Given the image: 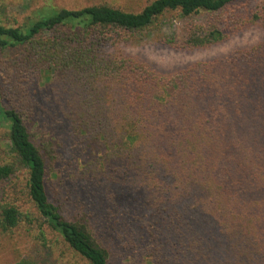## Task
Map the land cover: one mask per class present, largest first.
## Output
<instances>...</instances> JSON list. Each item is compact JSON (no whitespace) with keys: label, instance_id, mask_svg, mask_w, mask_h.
Returning <instances> with one entry per match:
<instances>
[{"label":"trees","instance_id":"obj_1","mask_svg":"<svg viewBox=\"0 0 264 264\" xmlns=\"http://www.w3.org/2000/svg\"><path fill=\"white\" fill-rule=\"evenodd\" d=\"M237 1L150 0L137 11L106 1L46 3L27 23H1L0 50L14 52L0 59V193L10 194L0 203V230L24 222L37 230L36 257L58 245L87 264H111L129 249L148 264H264V42L241 50L237 74L221 83L218 60L162 72L125 50L131 33L154 30L172 12L225 11L232 24L189 21L185 49L220 43L245 24L264 28L263 7L244 17L231 9ZM68 80L81 88L79 102ZM35 82L57 88L63 127L98 134L104 156L90 167L102 174L80 180L111 195L107 217L125 214L124 223L97 224L83 214L86 202L50 183L58 147L46 132L35 141L25 122L35 111ZM18 196L31 210L20 209ZM68 204L80 208L74 220L63 213ZM36 257L15 264H39Z\"/></svg>","mask_w":264,"mask_h":264},{"label":"rangeland","instance_id":"obj_2","mask_svg":"<svg viewBox=\"0 0 264 264\" xmlns=\"http://www.w3.org/2000/svg\"><path fill=\"white\" fill-rule=\"evenodd\" d=\"M110 2L114 5L129 4L133 11L139 10L142 6L150 0H0V24L6 25H22L29 21L37 8L46 3H52L58 7L65 8H80L89 4ZM260 5L259 13L264 16V0H239L231 6L235 13L246 16V11L255 12L256 7ZM227 13L225 11L214 13H200L190 17H181L177 12L167 14L161 22V26L152 31L134 32L130 35V40L125 46V50L138 58L149 62L154 68L162 72H169L184 65L200 62V61H214L218 60L221 67L216 69L215 77L223 80L233 79L237 74L239 63L244 59L241 55V50L248 46L264 42V28L256 25L245 24L243 28L233 32L224 41L213 44L206 48L185 49L181 48L185 37V27L191 20L202 23H214L220 27H227L231 29L228 23ZM229 29V30H230ZM227 30V31H229ZM231 32V31H230ZM171 40V41H169ZM14 50H0V59H6L13 54ZM213 78V80H215ZM211 80L210 82L214 84ZM46 80L41 79L40 82ZM74 86L66 85V90L72 97H75L79 102L81 95V88L70 80L67 81ZM77 87V88H76ZM57 88H45L39 83H33L31 87L30 97L34 102L35 111L25 118L26 125L29 132L32 134L35 141H43L42 132H46V137L56 143L60 157L55 163V173L50 174V183L62 191V194H67L72 200V195L86 203L81 207L84 213H91L94 222L100 223L102 226L109 225L111 221L122 220L123 223L126 217L120 216L109 219L107 215L110 212L111 195L107 197L100 194L97 190V183L80 180L82 176L88 174L91 180H94L95 174H102L101 171L94 173L90 164L98 165L104 152H98L95 148L96 143H101L98 139V134L83 135L79 129H75L74 133L68 126L64 127L60 124L57 109V102L62 100V97L57 93ZM3 131L0 130V147L4 144ZM0 152V160L2 159ZM102 176H107L103 174ZM87 177L86 179H88ZM100 187L106 189L109 181L99 177ZM24 182V179H23ZM95 184V185H94ZM93 192L95 193L94 196ZM110 193V192H109ZM9 191L7 194L0 193V203L9 198ZM16 204L22 211L30 209L29 201L25 196H18ZM31 210V209H30ZM80 208H76L74 204H68L64 210V214L74 220L76 212ZM124 211V208H122ZM264 211V209H263ZM111 213H116L111 210ZM87 214V215H88ZM28 225L22 222L12 232H2L0 230V264H15L22 256L32 254L36 257L35 250L39 249V244L36 240L37 230L27 229ZM117 242V229L109 231ZM119 243V240L117 244ZM42 253L45 250H40ZM128 254L123 256H115L111 264H148V258L140 257L133 250L129 249ZM63 246L56 245L53 248L52 255L37 256L39 264H87L80 260L78 255L68 254ZM43 255V254H42ZM75 256V257H74ZM77 257V258H76Z\"/></svg>","mask_w":264,"mask_h":264}]
</instances>
